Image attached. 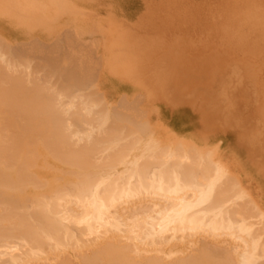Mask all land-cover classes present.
Listing matches in <instances>:
<instances>
[{
    "label": "bare ground",
    "instance_id": "1",
    "mask_svg": "<svg viewBox=\"0 0 264 264\" xmlns=\"http://www.w3.org/2000/svg\"><path fill=\"white\" fill-rule=\"evenodd\" d=\"M22 1L11 0L9 1L11 3L2 7V11H0V16L2 14L0 18L5 19V22L2 21L4 26L1 28L6 27V30L13 29L19 35H24L21 39L12 41L8 39L7 35L0 34V264H47V260L57 261L56 263L53 262L54 264H230L229 261H231V264L235 262V264H264V241L262 240L261 232L262 229L264 232V213L260 214V208L252 199L242 201L243 204L238 202V200L246 199L244 198L246 196L238 190L235 183L236 180L231 177L227 178V175H224L226 171L219 164L210 161V156H208L209 159L207 158V160L206 157L209 153L203 159L202 156L200 157L201 159H198L196 155L198 152L195 153L193 151L194 154H191L193 149H190L191 151L188 153L190 155L186 156L185 154L183 155L184 150L182 151L180 147L181 152L178 151L179 154H177V149H174L176 152L171 154L172 159L169 161L171 152L164 148L163 150H161L162 148L157 149V142L153 143L152 141L153 144L149 142L143 148L145 150L143 154L147 157L145 159L151 158L153 154L157 156L159 150H161L159 151L160 154L162 153V156L166 158L167 154H165V151H168L167 159H163L160 156L162 159L160 160L157 157L161 161L156 162L157 159L155 160L158 163L157 167L155 163L150 164L149 160L139 163L144 161L143 155L140 156L143 160L140 158L141 160L138 161L139 159L136 157L128 160L129 151L133 149V146H136L134 142L138 143L142 137L138 135L134 137L132 135V138L129 137L130 140L128 141L131 144L124 142L125 137L131 136L135 129L136 131L140 129L137 133H141L144 129H149V127L144 125L143 128L132 124L136 128L134 129L133 126V130L126 133L125 131L130 130L128 124H131V120L128 121L127 112L122 113L121 109L127 108V101H125L126 104L123 102L126 106L119 103V106L124 107H121V109L118 107L120 113L116 109L111 113L108 111L107 106L104 105L106 103L103 102V98L99 99L102 94L98 95L97 90L93 88L94 92L98 93L97 95L93 93L94 96H99L97 99L92 95L84 94L83 90H86L89 87L88 85H91L88 83H93L96 79L93 75L98 72L97 70L94 72L91 68H95L99 62L97 63L96 61L94 66L95 63L93 61L96 59L90 61V59L92 60L91 55L94 53H89V51L92 52V49L88 50L86 48L88 45L85 47L81 46L82 50L86 49V53L83 52L86 57L82 53V55L79 54L82 51L79 48L80 46L77 47L78 43L76 42L77 45H74V47L76 46L75 51L80 57H78L79 55L75 56L76 53L74 55L73 53L71 54L72 49L75 48L71 49L72 46L69 48L71 43H68V41L74 38H70L67 41L68 36L75 35V33L77 36L81 35L78 34V31L82 32V24L70 19L65 21L62 26L70 25L74 32L67 31L69 33L65 34L68 36L62 35L64 38L67 37V39L63 37L59 39L60 35L58 36V33L62 31V27L57 30H51L47 25L45 30L39 32L40 22L37 15L33 12L34 6H23L21 4ZM47 5L51 7H47V15L54 16L55 14L63 21L64 15L62 13L65 12L63 7L65 8L67 5L60 3V6H58L57 2L55 4L52 2L51 4L47 3ZM55 37H58L56 38L57 40H54L56 44L53 42L51 47L46 45V42L44 43V41L49 42L55 39ZM42 39L44 40L42 42L43 46L38 43L32 45L35 40H39L40 43ZM61 39L67 41L65 48L68 46V50L59 47ZM74 40L71 42H74ZM79 41H82V39ZM29 43L32 45L29 47L30 51L31 47L36 51H32V55L27 52L29 48L26 44L29 46ZM52 45L56 46L53 47ZM64 49L69 51L70 54L69 52V55L66 54L67 52ZM37 51L40 52H38L40 54L39 57L35 56L36 54L39 55ZM87 55L90 57L88 58ZM95 57L97 58V56ZM99 58L97 59L98 61H100ZM34 59H36L35 63ZM89 62H93L94 67H91ZM31 64L34 65L32 66ZM93 97L95 102L99 100V103L93 104V101H91ZM131 103H129L131 106L134 105ZM135 103H139L138 100ZM96 104V110L92 109ZM128 108L130 109V107ZM105 109L107 110L105 111ZM137 109H135V112L139 110ZM139 112L141 114L143 111H138L136 115H140ZM95 113L98 115L97 117ZM132 117H134V114ZM137 117L132 118V120H137ZM109 118H111L110 124L107 122ZM92 122L99 129L97 128L96 130L95 127L91 126L93 130H90L91 127L88 128L87 126H90ZM111 122H114L115 125ZM81 123L84 124L82 125ZM15 126L19 129H15ZM103 127H105V131ZM9 128L11 129L10 133ZM95 131H98L96 134L99 133V136L100 131H102L103 135L101 133L99 137L95 134ZM83 133H85V137L82 136ZM104 134H107L105 138ZM123 135H125L124 139L122 138ZM36 136L37 139L34 140ZM72 136H77L78 139ZM139 137L141 138L139 139ZM133 138L136 139L134 142ZM31 141L33 145L41 144L42 147L49 150L48 154L53 153L51 156L59 158V161L67 162L73 166L78 165L77 167H80V170L84 166L83 169L87 173L80 171L81 173H78L79 177L74 175L75 178H73L68 175H56L62 172L59 170L58 173L55 171V174L42 171L31 172L27 169V162L25 161H28L33 156L28 159L27 156L20 154L24 150V148L23 150L21 149L23 147L22 143H25L24 146H26L27 151L30 147L28 146L27 149V145H32ZM78 143L83 145H77ZM35 147L37 149V146ZM33 149L28 152L31 153ZM104 150L108 156L104 154ZM108 150L113 152L110 151L109 153ZM152 150L155 153H152ZM42 152L45 153L44 151ZM27 153L25 152L24 154ZM37 153L35 150V157ZM102 153L106 156L104 157L105 159H102L103 156L101 158ZM203 153L205 154V152ZM148 154L151 156L148 157ZM132 155L134 156V154ZM199 155H202L201 152H199ZM209 155H211V152ZM14 156H16L15 160ZM19 156L25 158L22 159L23 162L22 160L18 162V165L16 159ZM38 156L40 157L41 155ZM100 158L103 162H101ZM24 162L25 164H23ZM34 162L33 160V164L31 163L33 166L36 163ZM21 164L22 167L20 166ZM27 164L28 166L31 165L29 162ZM98 165L99 167H108L109 171L113 170L115 165L116 167L118 165H126V168L116 172L112 171L108 176L103 174L92 176ZM152 165L156 169L152 168ZM54 169L53 167L51 168V170ZM69 171L71 172V169ZM101 171L105 173L104 169ZM73 173H75V170ZM73 173L71 172L72 175ZM158 196L164 199L165 203L161 202L163 204H159V201L157 203L165 207L157 206L159 208L157 210L146 211L142 203L141 206L145 210V212L142 210L144 217L139 211V204L135 203L138 207H130V203L134 205V201L136 202L135 199L137 198L138 203L139 199L143 200L144 197L146 199L152 198L153 200L154 197L159 198ZM234 197H236L237 201H235ZM238 198H241V200ZM148 203L150 202L148 201ZM249 203L253 206V210L248 207ZM126 204L127 206L130 204L128 209L134 210L131 211V216L128 215L130 210L126 209L129 213L124 214L126 211L121 208L122 206L126 207ZM145 204H147L146 202L144 206L147 207L148 205ZM236 204L237 206L241 204L239 206L240 209L239 207H237L239 210L234 207L231 209ZM148 207L151 208V206ZM138 211L142 216L139 215ZM255 211L257 216H262L263 226L261 229L260 227L257 229L258 227H255V223H251L253 220L250 221L249 219L256 216ZM257 221L256 219L254 220V222ZM170 231L174 233L173 236L171 238L165 237ZM177 232H183V236L186 233L188 234V232L192 236L190 232H194L193 237H195V233L201 232L203 234L202 232H205L216 236H213L216 239L217 237L219 239V236L224 234L230 235V237L233 236L231 239H238L242 242H240L242 244L240 246L241 250L239 248L233 252L238 259L236 258V261L233 258L235 256L230 251L231 248L227 249L230 246L236 247L238 245L237 241L233 240L236 246L233 243L230 245L228 243L229 240L226 238L227 241L223 237L225 242H222L226 243L227 241V246L224 243L222 244L225 249L219 246L221 243L217 242V245L216 241L218 239L215 241L216 245L212 241L213 246L211 244L208 245L210 242L208 240V243L205 238V241L202 239V243L199 240V245L207 243L203 244L202 247L196 246L197 248H195V246H192L196 252L192 253L190 249L191 253L187 252L188 254L186 253V256L183 255L184 257L182 254L180 257V253L177 257L178 254L176 255L175 252L181 250L175 249L176 251H173L172 255L175 254L177 258L171 260L170 257H173L172 255L169 256L170 254L167 252L164 253L166 256L164 254L163 256L160 254L163 251H157V249L162 247L159 250H163L162 244L165 243L164 241L166 243L174 239L177 243L179 240L181 241L182 238L175 236ZM189 235L188 237H190ZM202 236L204 237V235ZM158 243L160 246H158ZM140 244H144V247H147V245L150 247L151 245L150 248L148 247L149 250L154 247L157 251L156 253L159 252V255L153 254L154 249L151 255L149 252L152 249L149 251L146 248L147 252L146 249L143 250L144 247ZM179 244L181 243L177 245ZM152 245L154 246L152 247ZM177 245L175 244L172 247ZM155 246L158 247L156 248ZM208 246H213L214 249ZM139 247H142V250L147 255L142 253L143 255L140 257V251H143ZM164 247H166V244ZM198 248H201V250ZM16 250H19V252ZM169 252L171 253L172 251ZM237 252H239L238 255ZM4 257L5 259H1ZM232 261L234 262L232 263ZM49 264L51 263L49 262Z\"/></svg>",
    "mask_w": 264,
    "mask_h": 264
},
{
    "label": "rangeland",
    "instance_id": "2",
    "mask_svg": "<svg viewBox=\"0 0 264 264\" xmlns=\"http://www.w3.org/2000/svg\"><path fill=\"white\" fill-rule=\"evenodd\" d=\"M9 1L11 0H0V11H2V7L7 6L9 5V3H11ZM53 1L54 0H27L25 1L27 3V5L25 6L33 5L34 7H41L47 10V7L50 6L47 5V3L51 4L52 2L53 4H55L57 2L58 6H60V3H62L67 5L65 6V8L63 7V10H65L66 12L62 13L64 15L63 23L70 19L82 24L81 27L83 28L81 29V31L85 33H82L79 30L78 34L81 35L77 36V34L75 33V35H72L74 37H69L65 33L73 32V30L71 29L70 25H64L61 28L62 31H59L58 36H61H59V39L62 37L64 38V36H62L63 34L65 36H68V39L67 37L64 38L67 39V41L70 38H74L75 40L72 39L74 40V42H71L72 40L68 41V43H71V45L69 44V48L70 46H72V49L74 45H77L76 43H78L77 47L80 46L79 48H81L82 51L80 52L78 50L80 52L79 54L82 53L85 57L86 49L84 48V50H82V47L88 45L89 48H86L88 50L92 49V52L89 51V53H94L92 54L94 56L90 54L92 57V60L90 59V61L96 59L93 62H99V64L97 65L96 63L94 64L93 62H89L91 67H94L96 65L97 67L99 66V68H97L96 66L95 68H91V70H94V72L96 70L98 72L97 74L94 73L93 75L94 78H96L94 80L95 82L93 81V83H88L91 85H88L89 87H86L87 89L83 90L84 94L86 93L87 95L89 94L90 96H94L93 93L96 94V91L94 92V89L97 90V92L99 93L97 94L102 95H100L101 97H94H96V99L97 97H99V99L103 98V102L106 103L104 105L107 106L108 111H110L111 113L115 109L119 110L120 113V109L122 106H119V103H121L122 105L123 102L126 104L125 101H127L128 104L134 101L133 103H131L135 105H132L134 107H132L130 104H127V108L125 107L126 109L124 107H122L124 109H121L122 113L127 112V117L129 116L128 121L131 120V124H128V126H130V130L125 131L126 129H128L126 128L124 131L126 133L131 132L134 126H132V124H135L138 127H143L144 125H147L146 127H149V129L146 128L147 130L144 129L143 132L137 133L140 129L136 131V126H134L135 132L133 130L131 136L127 135L128 138L125 137V135L122 136L123 139L125 137L124 142H127V144H131V142L128 143V141L130 140L129 137L132 138V135L134 137L135 135L142 137H139V139L141 138V140L138 143L134 142V140L136 139L133 138L134 145L136 146L132 147V145H130L133 149L129 151L128 160H132L134 159L133 157H136L139 159L138 161H140L143 158L144 161H140L139 163H143L149 160L150 164L155 163V166L157 167L158 163L156 162H161L157 157L160 158L161 156V158L167 159V152L169 151L171 152L169 154V161H171V154H175L176 151L177 154H179L178 151L181 152L180 147L182 148V151L184 150L183 155L185 154L186 156L190 155L188 154L189 151H191L190 149H193L191 151V154H194V152H198V154H196L198 156V159H201V156L203 159L204 157H206L205 155H207L208 153L210 154L211 152L212 156L208 154L206 159L208 158V156H210L212 158H208L210 161L219 164V166L226 171V174L224 175H227V178L231 177L235 179L238 190L246 196L244 197L246 199L241 200V198H238L241 200H238V202H244V200L252 199V201L256 203L258 208H260V214L264 213V0ZM2 21L5 22V19L0 18V28L4 26ZM0 31H6V27L0 29ZM56 38L58 37H55V39H52L49 42L42 39L40 40V43L39 40H35L34 44L32 45H36L38 43L42 44L43 46L42 42L44 41V43L46 42V45L51 47V44L54 42V40H57ZM81 39L82 41H79ZM63 41L65 40L61 39V43H59V45H62V47L61 45L59 46L60 48H65V46L67 45V41ZM16 43L12 44L17 45ZM54 43L56 44V41ZM32 45L30 44L28 46L26 44L28 48ZM52 46L54 47L56 45ZM67 47L65 49H67ZM74 48L75 49H72L73 52L71 51V54L73 53L74 55L76 53L75 56H78L79 54H77V51H75L76 46ZM67 50L65 51L67 52L66 54H68L69 52ZM29 51L30 48L27 52L28 54L30 53V55H32L31 52L35 51V49H32L31 47V51ZM27 52L25 51V53ZM38 52L39 51H37V53ZM34 53L33 57L35 55ZM35 56L39 57L40 54H36ZM95 56H97V58ZM78 57H80V55ZM89 57L90 56H88V58ZM98 58L100 61L97 60ZM35 62L36 59H34V63ZM94 97L93 99L91 98V101H93L92 103H99V100L95 102ZM139 97L141 98V100ZM122 98H124L125 100ZM136 99L139 103H135L137 102ZM125 104L123 105L126 106ZM94 106L95 107L92 106V109L96 110L95 108L97 107V104ZM118 107H120V109ZM128 107H130V109ZM107 109H105V111ZM135 109L143 112H141V114L139 112L140 115H136L138 111L135 112ZM83 112L85 113V111ZM132 113L134 114V117L138 116L137 120H132V118H134L132 117ZM95 116L97 117L98 115H96L95 113ZM130 117L132 118L130 119ZM66 118L68 119L67 116ZM111 118L108 119V124H110L109 122L111 121ZM92 123H90L91 125H88L87 127L90 128L92 126L96 128L97 125L93 123L95 124V126H93ZM111 123L115 125L116 121L115 124L114 122ZM81 124L83 125L84 123ZM106 124L105 126L107 127ZM125 126L127 127V125ZM92 127L90 130H93ZM14 128L19 129L16 126ZM14 128L12 129L14 130ZM83 128L81 129L83 130ZM97 128L99 129V127ZM104 129L105 127H103V130ZM10 130L11 129L9 128V133ZM145 130L146 132H144ZM98 131H95V134ZM124 131L123 133H125ZM90 132L92 133V131ZM101 133L102 131H100V136ZM96 135L99 136V133ZM106 135L107 134H104V138ZM82 136L85 137V133H83ZM31 137L33 138V136ZM72 137H76L78 139L77 136ZM36 139L37 136L34 140ZM151 141L153 143L157 142V149L162 148L161 150H163L164 148L168 150H164L166 152L165 154H167L166 158L162 156V153L160 154L159 151L161 150H159L157 156L156 154H153L155 155L153 157V155L151 156L150 154H148V157L151 156V158L145 159L147 157H145L143 154V152H145L143 148L147 146L149 142L152 143ZM22 144L23 147L21 149L23 150L24 148V152L21 150L23 154L20 153L21 151L19 153L22 156H27L28 159L29 157L33 156L31 157V159L25 162L33 164L34 160L37 163L36 164L34 162L36 164V167L35 164L34 166L32 164L28 166V164L26 163V166L28 167L27 169H29L31 172L37 173L42 171L48 172L50 174H55V171L56 173L62 171L56 175H68L73 178H75L74 175L76 177H79L78 173H81L80 171H82V173L86 172V170L83 169L84 166L80 170V167H77L78 165L73 166L71 164H68L67 162L66 164L61 160L59 161V158H53L51 156L53 153L48 154L49 150L45 149V147H42V145L39 143H34L35 145H33L32 142V145H27V149L28 146H30L27 151L26 146H24L25 143ZM79 144L80 143H78L77 145ZM179 144L180 146H178ZM35 146H37V149ZM32 149L34 152L35 150L36 152H38L36 154V157L33 151L29 153ZM174 149L177 150L175 151ZM42 151H44L45 153H43ZM153 151L154 150H152L151 152L155 153ZM25 152H28L30 155L28 153L24 154ZM104 152V154L107 153L105 150ZM199 152H201L202 155H199ZM203 152H205V154ZM131 153L134 154V156ZM165 154L163 152L164 156ZM38 155H41L42 157H39ZM142 155L144 157L141 158L140 156ZM44 156L47 158H45ZM106 156H108V154H106ZM106 156H104L102 153L101 158L105 159L104 157ZM19 157L18 159H16L17 164L25 158L21 157L19 159ZM15 158L16 156H14V160ZM43 158L47 160L46 163V160L44 161ZM161 158L160 160H162ZM156 159L157 161L155 162ZM188 160L190 161V159ZM25 162L23 164H25ZM101 162H103V160H101ZM20 166L22 167V164ZM51 166L53 167V169H56L51 170ZM98 167L94 170L92 176H97L98 174L108 176L109 173H112V171L116 172L117 170L125 169L126 165H118L117 167L115 165L114 169L116 170L113 169L111 171H109L108 167L106 166L99 168ZM156 167L152 165V168L156 169ZM88 168L90 169V167ZM69 169H71L72 173L75 170V173H73L72 175ZM97 169L99 172L97 171ZM102 169H104V171L106 169L108 170H106L105 173H102ZM229 180L231 181V179ZM234 198L236 199V197ZM147 199L146 197H144L143 200L139 199L140 202L138 201L137 203V198L135 199L136 202L134 201V205H132L133 203H130L131 206L130 204L128 206L133 207L139 204V211L141 213L142 210L143 212H145V210H157V206H161L162 208L165 207L159 205L161 202L165 203V201H163L164 199H162L161 197H154L153 200L152 198H149L148 201L151 204L148 203ZM235 201H237V199ZM145 202L147 203L145 205L151 206V208L148 206L145 207ZM249 204L248 207L252 208L253 206ZM128 206L126 204L127 208L124 206L121 207L123 211H126V213L124 214L129 213L126 210L128 209ZM239 206H237L236 204L232 206L231 209H233V207L235 209H238L237 207ZM249 208L247 209L249 210ZM129 210L130 214L128 215L131 216V211L133 209L129 208L128 211ZM140 212L139 215H141ZM142 215L144 217L143 213ZM261 217L262 216H257L256 213V216H254L253 218H249L250 221L253 220V222L251 223H255V227H258L257 229H259V227L261 229V227L263 226V222L261 220L264 219V215L263 219H261ZM255 219L258 220L257 222L259 224L257 222H254ZM261 232L263 238L262 240L264 241L263 229ZM202 233L203 234H201V232L195 233V237H193L194 232H190L192 236L189 235V232L188 234H184V236L183 232H177L175 235L176 237L182 239L184 237L183 243L182 239L181 241L179 240L180 242L178 241V243H181L179 245H177V241H174L175 239L169 240L170 242L167 241L168 243L164 241L165 243L162 242L164 243L162 244L163 250H159V248H162L159 247L157 251H163L160 252V254L162 255L168 252V254H170L169 256H171L173 251L175 252L177 249H180L181 251H177L178 253H175L176 255L178 254L177 257L180 253L181 257V254L182 256H186V253H189L190 249L192 253L196 252L195 248L200 246L202 247L203 244L208 242V240L210 242H208V245H216L215 241L218 239V237L216 239L213 238L214 235L212 236L205 232ZM173 234L174 233L170 231L166 234L165 237L171 238ZM188 235L190 237H188ZM199 235L201 236L200 238ZM202 235H204V237ZM225 235L226 234L221 235L222 237L218 235L219 239L216 241V243H221L219 244V246H221L222 249H225L224 245L222 246V244L225 242V240H223L224 237V239L227 238L230 241L229 242L226 239L228 243H230V245H232L231 243L235 245L234 241H237L239 247L238 245L235 246L238 248L230 246L228 244L230 247L228 246L229 248L227 249L231 248L230 251H232V253L239 248V250H241V240L231 239L233 238V236L230 237V235ZM205 238L207 242L199 245L200 243H202V239L203 241H205ZM199 240H201L200 243ZM190 241H192L191 244ZM212 241H214L213 244ZM226 243L224 244L226 245ZM165 244L166 247H164ZM175 244L177 246L172 247ZM140 245L142 247L145 246L144 244ZM153 246L154 245H152V247ZM158 246H160L159 243ZM192 246H195V248ZM213 246L208 247L214 249ZM142 247H139V249L141 248L142 250ZM148 247L149 245H147V247H144L143 250H145L146 248L149 250L151 245L149 248ZM151 249L152 251L149 252L150 254L153 252V249L155 250V248L153 247ZM198 249L201 250V248ZM16 251L19 252V250ZM157 251L155 250V253L153 252V254L159 255V252L156 253ZM169 251L172 252L170 253ZM144 252L145 251H140V257ZM239 252H237V255ZM144 255L147 254L144 253ZM174 255H172L173 257H170L171 260H175L177 258L176 255ZM233 255L235 256L233 258L236 260V254L233 253ZM52 256L54 257V254ZM167 258L169 259V257ZM1 259H5V257ZM46 262L47 264H49V262L51 264H54L57 261L55 262V260H47ZM229 262L231 264V261ZM233 262L234 261H232V263Z\"/></svg>",
    "mask_w": 264,
    "mask_h": 264
},
{
    "label": "crops",
    "instance_id": "3",
    "mask_svg": "<svg viewBox=\"0 0 264 264\" xmlns=\"http://www.w3.org/2000/svg\"><path fill=\"white\" fill-rule=\"evenodd\" d=\"M27 0H23L21 2V4L23 6L27 5V3L25 2ZM34 13L37 15L38 19H39V22H40V27H39V32H42V30H45V26H49L51 30H57L59 28L62 27L63 25V21L60 20L59 17L57 16H48L47 13H46V9L44 8H41V7H34ZM2 29V28H0ZM0 34L8 37V39L14 41L16 39H21L24 35H19L16 31H14L13 29L10 30V29H7L6 31H0ZM40 35V33H38ZM105 57V56H103Z\"/></svg>",
    "mask_w": 264,
    "mask_h": 264
}]
</instances>
